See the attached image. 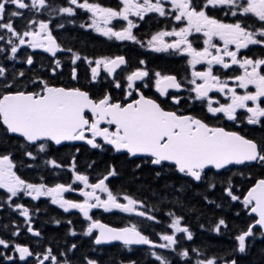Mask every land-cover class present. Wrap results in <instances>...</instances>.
<instances>
[{"label": "snow or ice", "instance_id": "1", "mask_svg": "<svg viewBox=\"0 0 264 264\" xmlns=\"http://www.w3.org/2000/svg\"><path fill=\"white\" fill-rule=\"evenodd\" d=\"M67 3L69 6L57 9L53 8L49 0H0V32L3 33L0 34V41H6L11 53L6 58L16 59L22 46L43 49L52 57H56L58 51H72L57 43L50 28L51 20L45 22L29 19L24 28L18 30L15 20L24 17L25 12L22 10L38 13L50 9L57 14L75 16L76 10L82 9L91 13L92 23L87 27L94 28L97 33L108 39L132 41L157 53L173 50L178 54H187L190 57L188 63L193 69L191 79H187V83L192 87L187 91L195 94L190 95L188 100L200 101L206 106L207 113L217 120L223 117L237 127L252 125L264 129V58L253 59L241 52L250 46L264 47V0H119L120 6L117 8L105 7L89 0H67ZM213 10H221L224 16L237 19L225 22L210 14ZM150 13L158 14L159 17H170L176 22V26H172L170 30L165 28L156 31L147 41L141 40L133 32L139 24L129 17L136 16L144 20ZM244 18H254V22L249 24ZM114 20L126 21L127 25H121L117 30L115 26H109ZM193 33H202L205 37V46L202 49L193 47V42L189 39ZM168 37L173 39L169 41L166 39ZM214 38L222 41V45L215 43ZM6 51V48L0 47V53ZM81 60L90 67L89 83L95 84L103 80V69L112 77V86L122 91L123 99L115 98L112 92L104 90L93 96L83 87L56 86L43 77L32 80V88L29 90L20 85L18 79L25 76L23 71L9 74L8 69L0 64V87L4 89L0 93V130L5 137L23 138L25 143L20 147L29 159L36 161L39 157L52 169H61L64 164L57 159H45L51 155L52 146L82 141L93 149L104 150L106 146H110L114 151L127 153L130 157H146L148 163L159 169L155 173L157 177L168 169L190 178L196 185L206 180L213 170L215 175H223L222 170L231 171L233 166H264V136L259 139L249 137L243 134L242 130H226L225 127L210 124L199 116L167 110L160 102L146 96L142 91V88L150 86L154 78L156 91L161 96L168 97L173 104L181 105L182 101L187 102L184 97L169 96V89L180 91L184 88L175 75L155 71L150 76L147 62L141 59L139 65L142 67H137L130 74L123 76L126 85L122 86L121 80L116 78V71L121 66L128 65L125 56L93 60L73 53L70 60L73 66L69 73L73 81L79 79L75 65ZM25 62L32 65L33 58L28 56ZM201 64L206 65V68L196 71V66ZM54 65L51 68L52 74L55 75L58 71L62 73L64 65L61 60L55 59ZM215 65H219L223 70L237 66L242 72L231 75L226 72L216 74L213 71ZM198 80L201 82L197 83ZM137 82H141L139 86ZM250 86L253 90H249ZM213 92L220 93L225 102L211 96L210 93ZM76 151L79 152V149ZM15 167L10 154L0 155V189L9 194L6 202L10 207L13 206L12 198H18L22 193L33 200L51 197V203L58 205L65 212L75 209L82 213L84 219L89 222L83 235L92 237L95 245L120 242L129 250L133 245H147L152 249L175 251L179 244L176 234L184 233L187 240L193 239L189 227L182 224L183 216H177L174 212L167 213L172 217L170 228L174 232L157 234L164 243L152 240L136 223L125 227H111L94 219L91 211L103 209L106 212L118 210L121 213L135 214L159 223L157 216L147 210L148 206L143 200L128 194L114 193L109 187L106 181L117 175L114 166L96 182H91L87 174L77 170L75 156L71 158L68 167L74 173L73 183L79 182L83 185L84 190H80L83 201L65 197V193L77 191L72 183H56L51 187L43 182L29 183L16 174L13 170ZM239 174L244 175L243 172ZM208 187L215 189L216 184L209 183ZM234 187L229 178L224 189L227 196L232 201L241 202L248 209L249 215L254 214V219L246 229L240 230L235 236L238 242L235 251L245 253L248 239L255 235L254 229L258 228L261 237H264V178L255 181L246 195H237ZM98 193L106 194V198L102 199ZM204 198L207 200V197ZM14 210L25 217L29 225L27 231L39 237L41 233L31 227L29 208L17 203ZM55 223L59 225L61 221L56 220ZM67 223L71 225L72 221L68 220ZM222 228H228L223 218L218 220L213 231L220 234ZM69 231L72 236L78 235L75 229ZM94 232L97 234L93 235ZM12 234L19 235V231ZM0 246L5 249L13 247L21 261L34 257L36 264H45V261L49 264H71L67 252L60 253L64 257L61 260L53 253L51 247L36 253L27 246L10 245L9 241L3 238H0ZM76 249L77 244L72 243L68 252ZM192 251L198 252L197 249ZM151 255L160 264H172L171 260L162 254L153 251ZM179 255L191 259L188 250H183ZM5 258L12 262L16 260L15 255H7ZM218 262L236 264L235 259L222 257L198 259L196 264ZM85 264L101 262L85 257ZM128 264L137 262L130 260Z\"/></svg>", "mask_w": 264, "mask_h": 264}, {"label": "trees", "instance_id": "2", "mask_svg": "<svg viewBox=\"0 0 264 264\" xmlns=\"http://www.w3.org/2000/svg\"><path fill=\"white\" fill-rule=\"evenodd\" d=\"M49 2L54 8L69 6L67 0H49ZM24 12V17L16 18L15 20V26L18 27V30L23 29L29 19H46L44 15L46 10L42 12L45 17H41V15L35 16L29 10ZM75 22H77V18ZM54 23L52 29L59 44L64 49L72 50L71 52L65 50L58 57L62 63L66 55L70 59L73 53L82 55L84 50L92 53L93 50H103L105 48V45L100 42H98V45L90 42L88 39L90 38L88 37L89 33L84 32L78 23H66L62 28L60 27V20H54ZM0 34L3 33L0 32ZM3 42L0 41V47H4ZM37 56L39 59L37 70H20L25 73L24 77L18 78L21 79L19 80L20 85L23 86L38 77H43L51 84L66 81L64 67L62 70L63 74L58 71L55 75H49V69L54 67V63L44 53L39 52ZM5 57H8V54ZM5 60V67L8 69L9 74L14 73L15 70L12 64L8 62L9 59L5 58ZM58 75H61V78ZM3 91L4 89L0 87V93ZM19 148L20 146L14 139L5 137L2 130H0V155L10 154L18 176L32 183L41 182L44 179L49 181L50 178H52V182L53 180L54 182L68 184L73 182L74 173L68 167L73 156L76 158L77 170L83 174L90 173L94 177L99 172L101 175H105L113 163L112 154L108 151L96 154L95 152L87 153L84 150L77 152L76 148H69L65 151L52 150L51 155L45 157V159H57L64 164V167L55 169L50 175V171L43 159L38 157L36 161H33L23 154L21 148V151H19ZM89 165H93L94 171H88V168H92ZM65 169L68 170L69 175L66 174ZM240 172L243 171L233 168L224 178H222V175L212 173V176H208L199 185L191 182L186 177L180 178L178 182L173 180L171 182L162 180L155 182L157 179L152 180L151 173L147 171L144 173L138 171L132 174L121 173L124 179L119 182L118 187L126 194L143 200L148 206L147 210L149 212L152 211L151 213L157 216L159 223L148 220L142 221V219L134 217L136 219L134 223L155 242H158V233L164 234L170 231L169 223L172 217L167 215L168 212L183 216L182 224L189 227V230L193 233V239L187 240L186 235L181 233L177 238L179 244L176 246L175 251L171 249L165 251L156 250L158 254H162L171 260L172 264H195L198 259L211 257L235 259L236 264H264V237H261L260 230H253L255 235L248 240L245 253L239 255L238 251H235L238 245L235 236L239 234L240 230L246 229L254 218L248 215L246 208L241 202L232 201L224 189L227 187V180L231 178V182L235 186L234 192L237 195L245 194L254 184L253 180L259 178L257 170H253L251 174H244L243 176L239 174ZM107 183L113 189L110 179ZM209 183H215L216 188H209ZM8 195L0 189V238L9 241L10 245L20 244L27 246L36 253L44 252L51 247L53 253L59 259L62 258L60 253L67 252L71 264H85V257L97 259L101 264H121V262L128 264L130 260H135L137 264H160V262L153 259L152 250L145 247H131V250L117 245L109 247L108 250H106L107 247H96L91 237L83 236L82 233L87 228V224L78 214L65 213L45 200L33 202L21 195L18 198H12L13 206L10 207L6 202ZM204 197H207V200ZM208 201H214V203H209ZM17 203L29 208L31 218H33L32 221L34 222V229L41 233L39 238L32 237L27 233L28 231L18 230L20 226H24L26 221L23 216L19 215V212L14 210V205ZM93 217L118 227H121V223L126 221L124 216L112 217L94 213ZM221 218L225 219L228 228H222L221 233L217 234L213 231V228ZM56 220L61 221V223L57 225L55 223ZM68 220L72 221L71 225L67 223ZM70 229H75L78 235H70ZM17 230L19 235H13L12 233ZM72 243L77 244V249L68 252V248ZM193 249H197L198 252L192 251ZM183 250L190 252L191 259L179 255ZM0 253H3L0 255V264H20L17 258L14 262L5 258L7 255H15L13 247L5 249L0 246ZM190 261L191 263H189ZM24 264H36V262L32 259Z\"/></svg>", "mask_w": 264, "mask_h": 264}, {"label": "flooded vegetation", "instance_id": "3", "mask_svg": "<svg viewBox=\"0 0 264 264\" xmlns=\"http://www.w3.org/2000/svg\"><path fill=\"white\" fill-rule=\"evenodd\" d=\"M81 2H82V0H81ZM89 2H98L105 7H112V8H117L118 6H120L119 0H89ZM168 7L170 8V5H168ZM53 8H54V6H53ZM225 11H226V9H225ZM31 12H33V14L35 16H38V14H41V12H38V13L34 12V11H31ZM46 12L47 13H46L45 21L47 22V21L51 20V25L55 24L54 20H57V19L61 21V25H65L67 23V19L64 17H61V16H64L63 14H60V17L57 18L56 12H51L50 9L46 10ZM50 12H51V14H50ZM210 14L216 15V17L218 19H222L225 22H233L235 19H237V18H234L231 16H224L223 11H221V10H213L212 13H210ZM77 16H79L78 17L79 18L78 25L80 23H82V25H85L84 27H81L80 25L79 26L82 28V30L84 32L89 33L88 37H90V38H88V39L90 40V42H92L93 44H96V45H98V42H100V43L105 45V48L103 50H99V49L93 50L92 53L90 51L86 52L84 50L81 57H87L89 59L95 60V59H99L102 57H114L117 55H123L128 60V62H129L128 65L123 66L120 69H117V71H116V78L121 80L122 86L126 85V80L123 79V76L130 74V72L132 70H135V68H137V67H142L141 65H139V60L143 59L147 62V68L149 69L150 76H152V74L155 71H159L162 74L175 75L177 77V79L180 80L182 82V84L184 85V88L180 91H177L175 89H169V96L179 95V96H182L185 98V100L187 102L182 101L181 105H175L172 103V101L168 97L161 96L160 93L157 92L155 89L154 78H153L152 83L150 84V86L148 88H142V91H144L146 96H149L153 99H156L158 102L161 103L162 107H165L167 110H173V111L178 110L179 112H183L185 114H192V115L199 116L200 118L205 119L210 124L225 127L226 130H235V131H241L242 130L243 134L250 135V136L257 138V139H259L261 136H264V129H261L258 126L240 125L239 127H237L236 125H234V123L232 121H228L223 117H221L219 120H217L216 118L212 117L211 114L207 113L206 106L204 104H202L200 101H194L193 102L191 100H188V97L190 95L194 96L195 94L189 93V91H187L188 88L192 87V85L187 83V79H191V72L193 71L191 65L188 63V61L190 60V57L187 54H178L173 50H169L168 52L157 53V52H154V51H152L146 47H141L139 44H136L132 41H117L115 39H108L107 37H104L100 33H97L95 30L89 29L87 27V24H85L86 21L89 23L91 13L84 12V10L82 12V10L79 9ZM129 18L131 20H133L134 22L139 24V27L133 29V32L139 39H141L143 41H147L150 38V36L152 34H154L156 31L163 30L165 28L170 30L172 26H176V22L174 20H172L170 17L169 18L159 17L158 14H155V13L147 14L145 16L144 20H140L136 16H130ZM244 19H246L249 24L254 22V18H244ZM73 22H75V21H73ZM51 25H50V28H51ZM121 25L126 26L127 22L123 21V20H114L112 25H109V26H115L117 28V30H119ZM52 35H54L53 31H52ZM166 39L171 41L173 38L168 37ZM189 39L193 42V47H195L197 49H202L205 46L203 43L205 37L203 36L202 33H193V35L191 37H189ZM214 42L218 43L220 45H222V43H223L222 41H219L218 38H214ZM2 44L5 48H7V51L4 53H0V64H3L4 66H6V60H5L6 57L5 56H6V54H8V56L11 55L10 46L6 44V41H4ZM232 47L234 48V46H232ZM241 52L243 55H247L253 59L258 58V57L264 58V47L250 46L249 49L241 50ZM38 53H39V51L33 52V51H30L29 49H24L23 47H21L19 52L16 55V59H9L8 62L10 64H12V67L15 70L14 73H18V72H20V70H23V71L37 70V62L39 60L38 56H37ZM40 53H43V51H40ZM28 56H31L33 58V64L32 65H28L25 62L26 58ZM70 60H71V58L69 59L68 55H66L64 58V62L62 63L64 65V72L66 74V81L64 80V82H57L55 84L56 86L83 87L86 90H89L93 96H97V94L101 90H104V91L112 92V94L115 98L123 99L122 91L115 89L112 86V84H111L112 77L109 74H107L103 69H101V76L104 77V79L95 83V84L89 83L90 76H91V70H90L89 65L86 62H84L83 60L77 61L76 65H75L77 67V72H78V77H79L78 81L71 80L69 73H70V68L73 65H71ZM205 68H206V65L201 64V65H197L195 70L196 71H202ZM49 71H50L49 75H53L51 72V68L49 69ZM213 71L216 74H219L221 72H226V74H229V75L240 74L242 72V70L239 69L237 66H233V68L229 69V70H223L220 68L219 65H215L213 67ZM58 76H59V78H61V75H58ZM223 78H224V76H222V79ZM19 80H21V79H19ZM200 82L201 81H199V80L197 81V83H200ZM140 83L141 82H137L138 86ZM23 86H26L29 90H31V88H32L31 82L25 83ZM249 90H253L251 88V86H250ZM238 91H242V90L238 89ZM210 95L213 97H216V98H220L221 102H225L223 96L220 93L213 92V93H210ZM8 138L14 139L18 143L19 146L25 143L23 141V139L18 138V137H8ZM4 139H6V138H4ZM20 148H19V151H21ZM69 148H76V149H79V151L84 150L87 153L95 152L96 154H100L101 152H106V151L110 152L112 154V157H113V163H112L111 167L114 166L116 169V172H117L116 176L109 178L112 181V186H113L112 190L114 193L126 194L124 191L120 190L118 187L119 182H121L124 179V177L121 175V173L132 174V173L138 172V171H141L143 173L147 171V172L151 173V179L152 180L157 179V181H155V182H160L161 180L167 181V182H171V180H173L174 182H178V180L183 177L182 174L176 173V172L168 170V169H165L161 173V175L159 177H157L155 173H156V171H159V169L157 168V166H154V165H151L150 163H148L146 157L131 158L126 153L116 154L115 151L113 149H111V147H109V146H106L104 150H101V149H91L89 146H87L85 144L70 143V144L60 146V147H55L53 145L50 151H52V150L65 151L66 149H69ZM21 149L23 150V148H21ZM29 150H32V149H29ZM137 165H140V167H137ZM91 167L92 168H88L89 172H91L92 170L94 171L93 165ZM238 169H241L245 175L251 174L253 170H257V174H259V178L253 180L254 182L257 181L258 179H261V177L264 178V166L247 165V166L239 167ZM13 170L16 172L15 168ZM65 171H66V169H65ZM228 172L229 171L225 170L223 172L224 174L222 175V178H224L228 174ZM212 173H214V172H210L208 174V176H212ZM16 174H17V172H16ZM66 174L69 175V173L67 171H66ZM87 175L90 177L91 182L97 181L96 179L91 178L90 173H88ZM99 176L101 177L100 172L97 173L96 177H99ZM186 178H188V177H186ZM188 179L190 180V178H188ZM248 180H250V179L248 178ZM202 182H204V181H202ZM64 184L67 185L68 183H64ZM73 188H75V186H73ZM87 190L90 191V189H87ZM98 194L101 195L102 199L104 198V196H106V194H101V193H98ZM65 197L67 199H71L74 201H83V199H84V197L80 195V190L65 193ZM43 200L47 201L50 205H52L54 207L56 206V205L52 204L49 199H39V200H34V201L37 202V201H43ZM58 208H60V207L58 206ZM70 212H72L73 214H78L79 216L81 214L78 210H75V209L70 210ZM92 212L97 213L98 215H103V216L104 215H110L112 217L124 216L126 218V221L121 223V225H122L121 227H125L131 223H134L136 221V219L134 217L140 218V219H142V221H146L145 218L138 217L135 214L121 213L118 210H114L112 212H106L103 209H94L91 211V213ZM161 214H162V212H161ZM163 215H164V213H163ZM127 221H130V222H127ZM158 234H160V233H158ZM93 235H95V232L93 233ZM159 240L160 239H159V235H158V242H159ZM101 247H107L106 250H108V248L110 246H101ZM124 247L126 249H128V247H126V246H124ZM158 249H160V248H157L156 250H158ZM156 250H152L151 253L153 251H156ZM15 257L17 258V261H19L18 253H15ZM63 259H64V257L62 256L61 260H63ZM153 259L155 260L154 257H153ZM48 263H49L48 261H45V264H48ZM189 263H191V261Z\"/></svg>", "mask_w": 264, "mask_h": 264}, {"label": "rangeland", "instance_id": "4", "mask_svg": "<svg viewBox=\"0 0 264 264\" xmlns=\"http://www.w3.org/2000/svg\"><path fill=\"white\" fill-rule=\"evenodd\" d=\"M82 10V9H81ZM22 11H25V10H22ZM78 11H79V9H77L76 10V15L75 16H68L67 14H63L64 16H61V17H64V18H66L67 19V23H70V24H76V23H78L79 22V16H77V14H78ZM82 12H83V10H82ZM84 12H86V11H84ZM57 16V18H59L60 17V14H57L56 15ZM76 18H77V22H73V21H75L76 20ZM46 22V21H45ZM92 23V20H91V18L89 19V23L86 21L85 22V24H87V25H90ZM51 25V24H50ZM80 26L82 25V23H80L79 24ZM103 26V25H102ZM24 28V27H23ZM89 29H91V30H95L94 28H91V27H88ZM24 49H29L30 51H42V49H32V48H29V47H27V46H22ZM46 165V164H45ZM47 167H48V170L50 171V174H52L54 171H55V169H52L51 168V166L50 165H47ZM41 182H43V183H45V184H47L48 186H54L53 184H48V181H46L45 179L44 180H42ZM41 182H36V183H41ZM29 183H32V182H29ZM73 185V184H72ZM74 186V185H73ZM75 188L77 189V190H83V185L82 184H80V186H75ZM2 190H4V189H2ZM6 191V190H5ZM22 196H24V197H28V198H31V197H29V196H26V195H24L23 193H22ZM104 198H106V196H104ZM32 199V198H31ZM40 199H49L50 201H51V197H41ZM57 206V205H56ZM58 207V206H57ZM61 209V208H60ZM63 210V209H62ZM94 210V209H93ZM16 211V210H15ZM17 212H19V211H17ZM20 215V214H19ZM171 222H172V218H171V220H170V223H169V229H170V231L169 232H167L168 234H172L173 232H174V230L173 229H171L170 228V224H171ZM28 223L27 222H25V224H24V226H20L19 227V229L18 230H25V231H27V228H28ZM28 234H29V232H27ZM83 234V233H82ZM181 234V233H180ZM180 234H176L177 235V238H178V236L180 235ZM186 235V234H185ZM83 236H85V235H83ZM86 237H88V236H86ZM158 243H164V241H162V240H159V242ZM159 250H167V249H159ZM156 252V251H155ZM153 257V256H152ZM193 261V260H192ZM195 264H196V261H195Z\"/></svg>", "mask_w": 264, "mask_h": 264}, {"label": "water", "instance_id": "5", "mask_svg": "<svg viewBox=\"0 0 264 264\" xmlns=\"http://www.w3.org/2000/svg\"><path fill=\"white\" fill-rule=\"evenodd\" d=\"M57 41V40H56ZM58 43V42H57ZM45 52V51H44ZM61 51H58L57 52V55L60 53ZM51 59H55L56 57H57V55H56V57H52L51 56V54L50 53H48V52H45ZM121 67H123V66H121ZM18 138H20V137H18ZM23 139V138H22ZM69 143H74V144H85V145H87L85 142H82V141H76V142H65V144H63V145H66V144H69ZM63 145H61V146H63ZM87 146H89V145H87ZM55 147H60V146H55ZM90 148H91V146H89ZM110 147V146H109ZM91 149H93V148H91ZM115 153L116 154H120V153H124V152H116L115 151ZM131 158H140V157H131ZM243 166V165H242ZM242 166H233V167H242ZM232 167V168H233ZM214 172H215V170H213ZM222 171H224V170H222ZM254 185V184H253ZM246 195V194H245ZM250 216H253L254 217V214L253 215H250ZM102 223V222H101ZM258 229V228H257ZM96 233V232H95ZM32 234V233H31ZM97 234V233H96ZM33 235V234H32ZM33 236H35V235H33ZM35 237H37V236H35ZM110 245H122V246H124L122 243H120V242H115V243H112V244H104V245H97V246H110ZM133 246H140V247H149L150 248V246H147V245H133ZM239 254H241V253H239ZM32 257H29L28 258V260L29 259H31ZM27 260V261H28ZM27 261H21L20 260V262L21 263H26Z\"/></svg>", "mask_w": 264, "mask_h": 264}, {"label": "bare ground", "instance_id": "6", "mask_svg": "<svg viewBox=\"0 0 264 264\" xmlns=\"http://www.w3.org/2000/svg\"><path fill=\"white\" fill-rule=\"evenodd\" d=\"M46 13H47V12H46ZM39 15H41V17H42V16H43V17H45V16H46V14H44L45 16H44V15H42V13H41V14H38V16H39ZM61 28H62V27H61ZM1 63H2V62H1ZM66 171L68 172V170H67V169H66Z\"/></svg>", "mask_w": 264, "mask_h": 264}]
</instances>
